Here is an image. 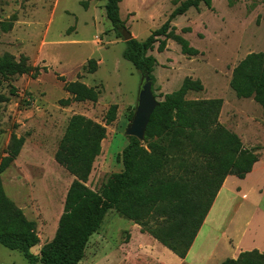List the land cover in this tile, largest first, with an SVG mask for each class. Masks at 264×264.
Wrapping results in <instances>:
<instances>
[{"label": "rangeland", "instance_id": "obj_1", "mask_svg": "<svg viewBox=\"0 0 264 264\" xmlns=\"http://www.w3.org/2000/svg\"><path fill=\"white\" fill-rule=\"evenodd\" d=\"M184 1L122 0L119 19L133 39L142 42ZM105 4L106 0H0V22L16 19L10 32L0 30V56L23 55L31 66L47 70L35 80L10 79L0 89L9 98L0 105V159L12 135L24 139L19 156L1 180L6 196L36 224L39 244L31 249L36 256L55 235L73 181L54 161L71 117H85L106 129L86 186L100 193L108 179L122 171L121 153L128 144L125 130L143 76L122 59L124 42L106 19ZM171 26L199 55L183 56L171 40L161 54L155 45L149 55L157 61L152 73L156 101L177 91L185 78L199 80L203 91L188 93L186 99L222 100L219 123L237 135L245 149L254 151L258 163L244 180H227L185 261L110 211L80 264H221L241 252L264 253V110L251 99H237L229 87L238 63L264 51V2L212 0L210 10L203 5L191 9ZM187 28L190 32L183 34ZM90 60L97 65L92 74L86 71ZM58 77L66 82L79 79L95 89L97 103L61 107L59 102L69 96ZM11 87L17 91L15 97L9 96ZM111 106H117L116 119L106 126ZM0 264L27 263L18 252L0 246Z\"/></svg>", "mask_w": 264, "mask_h": 264}, {"label": "trees", "instance_id": "obj_2", "mask_svg": "<svg viewBox=\"0 0 264 264\" xmlns=\"http://www.w3.org/2000/svg\"><path fill=\"white\" fill-rule=\"evenodd\" d=\"M121 1L106 0L105 4L106 19L115 31L124 27L119 19ZM211 1H184L144 41L133 39L124 43L122 59L140 75L147 73L153 83L157 61L149 53L156 44L160 54L166 50V41L171 40L180 47L183 56H198L197 50L175 34L171 24L189 10H199L201 5L210 10ZM15 21L13 16L7 22H0L1 32H10ZM189 32V28L183 29V34ZM96 69V62L90 60L86 71L92 74ZM46 71L31 66L23 55L17 59L5 53L0 56V89L4 82L15 77L35 80ZM58 81L69 96L59 102L61 107L70 103H97L99 92L79 79L66 82L58 77ZM229 87L237 99H251L264 110V51L249 54L238 63ZM202 91L199 80L185 78L177 91L165 95L150 118L143 143L127 137L128 144L121 153L122 171L111 176L100 193L86 184L100 155L106 129L82 116L70 118L54 161L73 181L55 235L41 248L39 256L31 253L39 244L36 224L6 196L1 180L24 145L23 138L12 135L5 156L0 159V246L18 252L27 264H80L91 237L98 233L106 215L115 211L137 225L142 234L185 260L226 178L244 180L258 163L254 151L245 149L237 135L219 123L222 100L186 99L188 93ZM16 93L11 87L9 96L15 97ZM8 101L0 93V105ZM116 113L117 106L109 107L106 126L115 121ZM221 264H264V253L241 252L236 259Z\"/></svg>", "mask_w": 264, "mask_h": 264}, {"label": "water", "instance_id": "obj_3", "mask_svg": "<svg viewBox=\"0 0 264 264\" xmlns=\"http://www.w3.org/2000/svg\"><path fill=\"white\" fill-rule=\"evenodd\" d=\"M117 31L124 43L133 40L132 35L124 27L119 28ZM158 104L152 92V82L146 73L142 77L135 112L129 126L125 130V136L135 138L143 143L150 118Z\"/></svg>", "mask_w": 264, "mask_h": 264}, {"label": "crops", "instance_id": "obj_4", "mask_svg": "<svg viewBox=\"0 0 264 264\" xmlns=\"http://www.w3.org/2000/svg\"><path fill=\"white\" fill-rule=\"evenodd\" d=\"M15 161H16V160H15ZM254 167H255V166H254ZM253 169H254V168H253ZM229 178H230V177H228V178L226 179V181L224 182L222 188L225 187V184H227V180H228ZM222 188H221V189H222ZM223 189H224V188H223ZM220 191H221V190H220ZM218 194H219V193H218ZM216 198H217V197H216ZM13 203H14V202H13ZM14 204H15V203H14ZM15 205H16V204H15ZM16 206H17V205H16ZM214 206H215V202H214V204H213V206H212V209H213ZM212 209H211V210H212ZM211 210H210L209 213H211ZM208 215H209V214H208ZM198 234H199V233H198ZM197 237H198V236H197ZM197 237H196V238H197ZM190 253H191V249H190V251H189V253H188L186 259L188 258V256L190 255ZM186 259H185V260H186ZM185 260H184V261H185Z\"/></svg>", "mask_w": 264, "mask_h": 264}]
</instances>
